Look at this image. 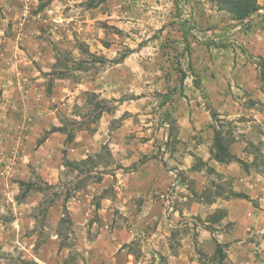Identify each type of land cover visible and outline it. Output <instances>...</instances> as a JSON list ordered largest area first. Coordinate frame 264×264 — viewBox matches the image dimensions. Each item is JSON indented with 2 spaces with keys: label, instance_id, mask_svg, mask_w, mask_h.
Wrapping results in <instances>:
<instances>
[{
  "label": "rangeland",
  "instance_id": "rangeland-1",
  "mask_svg": "<svg viewBox=\"0 0 264 264\" xmlns=\"http://www.w3.org/2000/svg\"><path fill=\"white\" fill-rule=\"evenodd\" d=\"M248 1L237 19L221 0H0V264H264V0ZM215 130L245 161L230 174ZM118 143L116 168L155 177L130 235L100 206ZM219 197L258 211L213 225Z\"/></svg>",
  "mask_w": 264,
  "mask_h": 264
},
{
  "label": "crops",
  "instance_id": "crops-1",
  "mask_svg": "<svg viewBox=\"0 0 264 264\" xmlns=\"http://www.w3.org/2000/svg\"><path fill=\"white\" fill-rule=\"evenodd\" d=\"M246 36L248 38L249 37L252 38L253 34L249 33ZM250 42H253V40H251ZM249 47H250V52H251L253 50L252 46H249ZM79 143L84 145L82 141ZM234 143L235 142H233L229 146H226L227 152L232 156V159L229 161H227V159H225L224 161H218L219 163L223 164V166H225L224 174L231 173L230 170H228V168L231 167L230 165L233 164L234 163L233 160H235L234 154L236 152L232 148V145ZM118 144H113L114 148H111V154L114 157L113 159H115V165H114V169L108 173V176L110 177V181L113 184L112 195L109 197H102L100 206H102L103 211H109V212L111 209L115 210L114 207H118L122 209V213L127 214L128 216V220H126V224L124 225L126 226L128 224V226L126 228L124 227L126 230V232L125 231L124 232L130 235V233H134L136 232L137 229H139L140 227H143L142 224L145 218L144 216L141 215L143 208L139 209V207L141 206H138V201H139V197H142L146 194V191L149 185L151 184V182L154 180L155 177L153 176L152 173H148L147 170H142V166L137 169H131V171H127V169H122L120 167L116 168V164L118 162H120V165L121 164L125 165V163H128L129 161V158L126 157L127 154L124 156L123 152L121 153L123 149H126V146L125 145L123 146L121 144L118 145ZM196 146L198 145H193L191 147L192 152L190 150L188 152L189 158L192 161H196V159H198V156H197L198 148H196ZM85 147H86V151H88L87 150L88 147L87 146ZM179 147L180 146L178 145L176 148L179 149ZM209 148H211L212 151H214L213 147H209ZM171 151H173V149H171ZM172 154H175V152H173ZM243 154H245L247 157L248 156L252 157L251 154L249 155L248 153H243ZM80 158L76 157V160L78 161ZM70 159L72 161L74 158H70ZM130 159H132L133 161H136L137 157L132 156ZM214 159L216 160V158ZM236 160H238V162L240 163H242L243 161V160L240 161L239 159H236ZM252 161H253V158L250 164L252 163ZM244 162L245 161H243V163ZM226 163H229V165H227ZM193 170L196 172V169H193ZM248 171L249 169L244 168L242 170L243 175H248L247 174ZM94 184L97 185V183H94ZM238 196H241V195H238ZM86 197L91 199L92 196L86 193ZM244 202L245 200H243L240 197H236V199L234 200L226 199V198L223 199L219 197L216 202L212 201L211 204L213 205V207H221L224 210L223 211L224 214L222 215V217L219 220L215 221L213 225L214 224L220 225V224H225L228 222L229 223L234 222L236 228H239L242 223L247 222L248 219H250V216L258 211L257 208L255 209L253 206H248ZM73 203H74V206L72 207ZM78 203L79 202L76 201V198L73 197V195L68 196L67 204H70V207L74 208L75 205L79 207ZM108 207H112V208L109 209ZM129 223L132 224V226H129ZM134 263H139V262H137V259H134Z\"/></svg>",
  "mask_w": 264,
  "mask_h": 264
},
{
  "label": "trees",
  "instance_id": "trees-1",
  "mask_svg": "<svg viewBox=\"0 0 264 264\" xmlns=\"http://www.w3.org/2000/svg\"><path fill=\"white\" fill-rule=\"evenodd\" d=\"M224 3L229 5V10L233 13H235L237 19H244L248 15H250L252 12H255L257 10V4H255L253 1H244V0H221ZM221 134L215 130L214 137H213V144L215 149L214 158H216L217 161H224L227 159V161L232 159V156L227 152V147L224 146L221 140Z\"/></svg>",
  "mask_w": 264,
  "mask_h": 264
}]
</instances>
